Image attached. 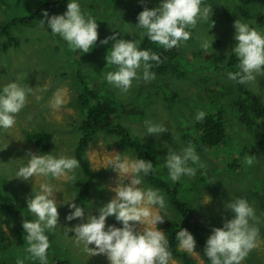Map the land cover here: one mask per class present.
<instances>
[{
  "label": "rangeland",
  "instance_id": "374dc122",
  "mask_svg": "<svg viewBox=\"0 0 264 264\" xmlns=\"http://www.w3.org/2000/svg\"><path fill=\"white\" fill-rule=\"evenodd\" d=\"M42 5L0 0V23ZM138 6L147 20L135 15ZM261 17L264 0L248 6L239 0H67L51 21L14 30L20 46L0 52L1 194L15 197V210L29 212L54 235L52 248L71 264H147L159 253L163 223L179 215L144 181L142 163L116 137L100 134L89 145L96 175L90 202L82 204L72 189L83 120L72 72L80 62L90 86L119 102L116 121L160 157L161 179L200 183L204 170L206 185L190 198L209 241L237 264H264V147L241 125L234 106L235 76L242 73L248 90L264 101ZM158 30L178 44L185 77L151 73L140 46ZM232 56L244 62L235 71L225 66ZM219 111L226 140L200 152L185 136L204 115ZM33 131L52 135L48 153L28 143L26 133ZM108 206L130 236L128 259L108 239ZM3 232L0 264H34L40 238L7 217ZM182 248L205 264L197 245L187 241Z\"/></svg>",
  "mask_w": 264,
  "mask_h": 264
},
{
  "label": "trees",
  "instance_id": "16d2710c",
  "mask_svg": "<svg viewBox=\"0 0 264 264\" xmlns=\"http://www.w3.org/2000/svg\"><path fill=\"white\" fill-rule=\"evenodd\" d=\"M37 1L42 2L43 5L36 12H25L19 17H13L0 23V52H7L20 46V40L14 34V30L51 21L52 16L59 12L67 2V0ZM239 1L244 6L259 2V0ZM135 9V15L137 13L141 19H148L147 12L142 6ZM173 24L177 28H181L182 25L178 19H174ZM258 25L264 27V17L258 20ZM140 49L154 76L161 79L168 75L178 78L185 77L179 64L180 50L178 44L164 31L158 30L148 33L143 39ZM75 64L77 66L75 65L72 75L78 88L77 106L83 113L80 137L74 151L78 176L72 182V189L76 191L77 199L82 204L89 203L96 180L88 156L89 145L100 134L116 137L118 144L132 152L136 159L142 163L144 181L159 190L179 215L178 219H167L164 223L162 222L165 228L164 242L159 253L147 264H170L171 260H178L181 264H199L191 252L182 248V244L187 241L198 246L205 264H237L235 259L227 256L221 247L209 241L207 227L202 224L192 204L191 195L198 191L199 185L202 187L206 185L202 176L204 170L199 171L202 180L200 183H189L187 180H172L171 178L168 180L161 179L158 173V166L161 165L160 157L154 154L151 148L148 149L141 139L134 137L126 127L116 121L120 112L117 99L109 93L103 96L99 89L91 87L81 70V63ZM243 65V60L235 56L227 59L225 64L226 69L231 71H235ZM235 78L237 79L239 96L234 106L239 122L252 134L255 143L264 147V101L248 90L247 74L242 73L236 75ZM223 114L222 111H219L204 115L195 125V133L192 130L185 136L187 141L200 152L218 148L227 137V121ZM26 139L37 151L48 153L53 137L45 131H33L26 133ZM229 166L234 167V169L240 167L239 164H229ZM197 177L198 175L193 179ZM186 198L190 199L191 203ZM15 202V197L2 195L0 191V247L7 248L6 234L3 232L4 218L7 217L14 221L25 235L40 238L42 245L35 256L34 264H71L64 259V251H55L52 248L54 235L46 228L38 225L29 212L15 210L13 208ZM108 207L110 208V206ZM110 210V221L107 228L108 239L117 253L128 259L130 257V236L115 210L112 208Z\"/></svg>",
  "mask_w": 264,
  "mask_h": 264
}]
</instances>
